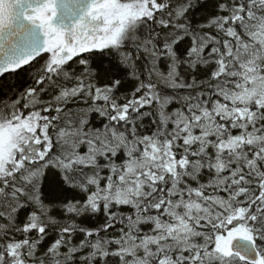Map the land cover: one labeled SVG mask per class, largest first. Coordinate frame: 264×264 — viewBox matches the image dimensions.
<instances>
[{
  "label": "snow or ice",
  "instance_id": "1",
  "mask_svg": "<svg viewBox=\"0 0 264 264\" xmlns=\"http://www.w3.org/2000/svg\"><path fill=\"white\" fill-rule=\"evenodd\" d=\"M0 264H264V0H0Z\"/></svg>",
  "mask_w": 264,
  "mask_h": 264
}]
</instances>
